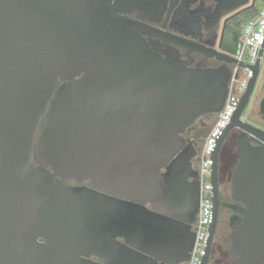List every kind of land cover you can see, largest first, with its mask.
Segmentation results:
<instances>
[{
    "label": "water",
    "instance_id": "95a60500",
    "mask_svg": "<svg viewBox=\"0 0 264 264\" xmlns=\"http://www.w3.org/2000/svg\"><path fill=\"white\" fill-rule=\"evenodd\" d=\"M168 1L0 0V264L190 259L201 185L189 133L222 110L238 63L196 34L213 35L222 16L254 2L182 0L174 32L141 21L157 23L151 17L163 16ZM263 51L214 152V218L201 264H209L220 205L232 212L229 264H264V127L241 118ZM192 52L222 65L192 66ZM260 112L264 119V99ZM233 129L239 160L232 201L223 202L220 152ZM182 190L186 204L174 211L171 198ZM168 227L184 236L173 259L153 241Z\"/></svg>",
    "mask_w": 264,
    "mask_h": 264
},
{
    "label": "built area",
    "instance_id": "2783aa9c",
    "mask_svg": "<svg viewBox=\"0 0 264 264\" xmlns=\"http://www.w3.org/2000/svg\"><path fill=\"white\" fill-rule=\"evenodd\" d=\"M264 47V5L259 14L248 20L243 27L242 39L236 52L231 53L238 63L231 65L232 76L229 82L228 95L222 110L216 115V120L199 150V179H200V204L199 212L195 222V241L190 259L186 264H201L207 254L209 229L214 218V201L212 198L213 184L212 171L214 165V152L218 141L227 129L232 117L245 94L249 80L252 77L250 66L257 61L260 50ZM264 59V51L261 62ZM239 62L246 65L241 66ZM242 120L249 121L245 114ZM250 122V121H249ZM262 127V126H261Z\"/></svg>",
    "mask_w": 264,
    "mask_h": 264
},
{
    "label": "flooded vegetation",
    "instance_id": "af4514ba",
    "mask_svg": "<svg viewBox=\"0 0 264 264\" xmlns=\"http://www.w3.org/2000/svg\"><path fill=\"white\" fill-rule=\"evenodd\" d=\"M255 2V0H251L250 3ZM212 4V3H211ZM182 6V0H179L178 2L175 3V0H169L167 5H166V9L164 12L163 16H159V15H155L152 16L151 18H153L155 21L153 22H157V23H152L149 20H141L143 22H147L153 26H158V27H162L164 23L167 24L166 29L169 31L174 32V30L170 29V23L171 22H181L183 16L180 14V8ZM215 8L212 9V11ZM242 10V9H241ZM241 10H236L233 11L232 13H229L227 15H224L221 17V19L218 21V28L217 31L213 34V35H208L205 32V29H202L201 33H197V40L199 42H202L204 44H206L207 46H211V47H215L218 50H222L225 52H229L226 49H224L223 44L226 43V28L227 26L233 22L235 20V17L237 14H239V11ZM213 13L217 14V11H213ZM132 19H136V14L131 15ZM213 22V21H211ZM181 52L183 54V57L185 59H188L187 57V49L185 48H181ZM232 53V52H229ZM191 59H192V66H196L198 63H203L206 64L209 67H218L220 65H222V62L215 60L214 58H205L203 54L199 53V52H192L191 54ZM214 117V116H213ZM212 116H201L199 117L195 123L193 124V129L190 131L189 133V137L195 139L198 143L197 146L199 148H201V145L204 141L205 136L202 135V129L207 128L209 126V121L213 118ZM262 117V116H261ZM262 121L264 122V119H262ZM238 130L233 129L229 132L223 146L220 152V160H219V184H220V191H219V197L220 199L224 202H231V186H230V190L228 191V194L226 193V188L224 187V183L225 181L231 182V175H232V171H233V166L234 164L239 160V150L236 146V139L237 136L239 135ZM230 142H229V141ZM230 143V144H229ZM199 152L196 155L195 159H194V167L198 170L199 169ZM224 161H226L228 163V167L227 170L225 169L224 166ZM35 165L38 166V163L35 162ZM199 171V170H198ZM68 185L71 186H77V184L75 183L74 180H69L67 182ZM84 186L90 187V180H85L84 182ZM232 212L230 209H228L227 207L220 205L219 206V220H218V224L219 222L223 219V217L225 216L227 218V224H228V229L225 231V233L222 236V242L219 245V254L217 257V263L218 260H223V264H229L232 260L233 257L232 256H225L228 246L229 244L225 242V237L229 234L230 232V227H229V218L231 216ZM216 247L215 241H214V248Z\"/></svg>",
    "mask_w": 264,
    "mask_h": 264
},
{
    "label": "rangeland",
    "instance_id": "374dc122",
    "mask_svg": "<svg viewBox=\"0 0 264 264\" xmlns=\"http://www.w3.org/2000/svg\"><path fill=\"white\" fill-rule=\"evenodd\" d=\"M254 4L256 5V7H262L264 5L263 0H255ZM263 99H264V59L262 61L260 75H259L256 87L254 89L251 101L249 105L247 106V108L244 110V114L250 122H252L253 124H256L257 126H262V127H264V122L262 121L263 116L261 115V112H260V104ZM215 120H216V116L214 115V117L209 121V126L207 128L202 129L201 132L203 136H206L208 134ZM224 184H225L224 187L226 188V193L228 194V191L230 190L229 182L225 181ZM227 229H228L227 218L224 216L223 219L219 222L218 227H217V233L214 239L216 247L214 248V244H213L209 262L213 258L214 259L216 258L215 261H217V257L219 254L218 248L222 242V236ZM212 264H216V263L213 262Z\"/></svg>",
    "mask_w": 264,
    "mask_h": 264
},
{
    "label": "crops",
    "instance_id": "0c3cea01",
    "mask_svg": "<svg viewBox=\"0 0 264 264\" xmlns=\"http://www.w3.org/2000/svg\"><path fill=\"white\" fill-rule=\"evenodd\" d=\"M183 193L184 190L180 191L179 193L174 195L173 198H171V200L175 199L171 203V208L174 211L182 210V208L186 204V199L188 198V196H184ZM162 235L163 236H161V239H158L156 235H153L155 250L169 259L179 257V253L180 251H182V249L179 248L178 245L181 244L182 240L184 239V236L182 235V230H176L175 228L168 227L167 233H163ZM215 260L216 258L211 259L209 264H212L213 262L217 264Z\"/></svg>",
    "mask_w": 264,
    "mask_h": 264
},
{
    "label": "trees",
    "instance_id": "16d2710c",
    "mask_svg": "<svg viewBox=\"0 0 264 264\" xmlns=\"http://www.w3.org/2000/svg\"><path fill=\"white\" fill-rule=\"evenodd\" d=\"M260 9L261 7H256L255 4H252L251 6L239 11L235 20L226 28V43L223 44L224 49L232 53L236 52L241 43L244 24L248 20L255 18L259 14ZM224 166L227 170L228 163L226 161H224Z\"/></svg>",
    "mask_w": 264,
    "mask_h": 264
}]
</instances>
